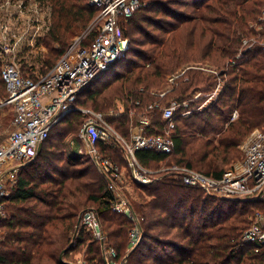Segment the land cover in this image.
<instances>
[{"label":"trees","instance_id":"obj_1","mask_svg":"<svg viewBox=\"0 0 264 264\" xmlns=\"http://www.w3.org/2000/svg\"><path fill=\"white\" fill-rule=\"evenodd\" d=\"M42 1L49 8V19L35 44L46 50L32 63L24 57L19 60L24 76H33L36 64L39 73L52 67L95 14L87 0ZM141 1L143 5L123 26L129 40L125 55L91 81L75 104L100 113L129 139V109L135 116L147 113L154 132L164 122L161 111L146 112L147 105L156 100L162 106L178 102L172 153L139 149L136 158L149 169H156L159 161L174 162L219 178L238 166L243 139L255 128L264 132V51L259 44L264 40V0ZM181 2L190 14L173 10ZM246 38L251 46L242 45ZM237 55L236 64H229ZM194 62L213 66L218 75L190 67L163 97L151 93L166 76ZM218 79L221 89L206 105L201 106L202 96L199 104L191 99L189 91L210 95ZM2 89L5 92L0 75ZM135 100H140L138 106ZM117 102L125 106L124 112L115 110ZM235 109L238 116L232 120ZM185 110L190 113L182 116ZM84 119L78 111L68 113L53 126L34 158L19 169L6 200V217L0 221V264H65L61 258L68 262L78 253L89 264H104L102 244L78 225L85 209L96 212L106 233L104 246L115 249L121 264H264V244L256 247L243 240L254 213L264 204L205 197L199 188L167 173L149 184L135 183L142 198L137 209L141 237L127 250L132 221L113 211L106 180L93 170L88 157L78 153ZM56 135L68 139L45 146ZM99 148L120 166L126 164L119 148L103 143Z\"/></svg>","mask_w":264,"mask_h":264},{"label":"built area","instance_id":"obj_2","mask_svg":"<svg viewBox=\"0 0 264 264\" xmlns=\"http://www.w3.org/2000/svg\"><path fill=\"white\" fill-rule=\"evenodd\" d=\"M87 1L95 9L93 19L71 40L61 57L45 73L35 72L33 76H24L12 58L3 62L0 69L5 88L0 107H8L12 111L8 131L0 130V221L6 217V200L16 185L19 169L34 158L53 126L71 111H78L85 117L79 130L84 148L78 149V152L85 153L106 180L113 197V211L126 215L133 222L127 250L136 246L141 235L138 217L122 193L124 169L128 177L137 184H149L157 178L156 175L167 173L186 186L199 188L205 197L259 200L264 204V132L259 128L253 129L240 143L241 158L238 166L227 170L219 178L166 161H159L158 168L153 170L144 167L135 153L139 149L167 156L172 153L175 127L173 115L180 107L178 102L171 101L162 106L156 100L147 105L146 112L161 111L164 122L163 127L154 132L149 128L150 116L147 113L135 116V110L129 109V139L119 134L100 113L75 104L77 96L91 81L106 73L125 55L129 40L124 35L123 26L143 5L141 0ZM252 43L246 38L242 45L251 46ZM259 44L264 51V40L259 41ZM238 57L239 55L235 59H229L228 63L236 64ZM199 69L218 75V71L212 66L199 65ZM176 76L168 77L171 84ZM170 87L160 91L152 90L151 93L161 98ZM220 89L221 81L218 79L208 98L215 97ZM139 104L140 100L134 101V106ZM182 105L187 106V102ZM115 108L119 112L125 111V106L121 103ZM189 113V110H185L182 116ZM110 114H114L113 109ZM237 116L238 111L235 109L231 113V119ZM99 143L119 148L126 164L120 166L102 153ZM78 225L90 232L93 240L102 244L104 264L122 263L116 259V251L112 246H104L106 233L101 229L93 209L81 212ZM243 240L256 247L264 244V207L254 213L250 226L243 232ZM69 263L89 264L84 259Z\"/></svg>","mask_w":264,"mask_h":264},{"label":"rangeland","instance_id":"obj_3","mask_svg":"<svg viewBox=\"0 0 264 264\" xmlns=\"http://www.w3.org/2000/svg\"><path fill=\"white\" fill-rule=\"evenodd\" d=\"M173 10H179V12L189 10L190 11V12L188 11L189 14L191 13V10L188 9V7H185L182 2L178 4H174ZM142 14H148V13L146 11H142ZM137 17L138 15L136 16V18ZM48 19H49V8L47 4L44 3L42 0H0V51H1L0 52V69L2 67L3 62H5L6 60L10 58L14 59L15 62L20 67L19 60L21 58L24 57L26 58V60L32 63L34 58H36L39 54L43 55L45 53L46 48L42 45L36 46L35 43L38 41L40 37H42ZM80 32H82V30ZM80 32L78 34H80ZM73 38H71V40ZM1 47L3 49L5 48L6 50L2 51ZM188 67L193 68V70L199 71V62L190 63ZM34 69H35L34 72L36 73L40 72L38 71L39 70L38 64H36ZM106 75H109V73H107ZM172 75H177L172 84L168 80L169 76L168 77L166 76L165 81L162 83V85L160 87H155L154 90L160 91L162 89H165L169 86L174 85V83L176 85L178 80L182 77L181 76L182 72H178L177 74L175 73ZM0 93H1L0 94V100H1L5 95L4 89H2ZM188 93L190 94L191 99L197 104H199V97L202 96V98H204V101H202L201 106L206 105L208 102H210L212 99L215 98V97L208 98L209 95H202L198 90L189 91ZM9 111L10 110L8 107H0V122H1L0 130L1 131H8V127L10 125L9 122L11 120ZM54 137L55 138L53 139V141L51 142V140H49L45 146L49 147L53 142H56V140L65 141L68 139L63 136H58V135ZM81 143H82V148H84V142L82 140H81ZM68 152H69V148L67 149L66 153ZM78 153L82 155V157L87 158V155L85 153H81V152H78ZM240 158L241 157H239V159ZM62 161L63 159L60 162L62 163ZM86 163L84 161L83 165H85ZM95 169L96 168H93V170ZM123 173H125V183L123 184V187H122V193L127 203L131 206L132 211L135 213V215H137L139 227L141 231L140 222L142 220V217H141L140 211H138L137 209H138L139 202L142 201V198H140L138 194L139 191H138V188L136 187V184L128 177L125 169L123 170ZM158 175H156L157 178H158ZM124 216L128 218L129 220H131L126 215ZM131 223L133 227V222ZM81 259H84V258L82 254L78 253L74 256V259L68 260V262L76 263L78 260H81ZM84 260L86 261V259Z\"/></svg>","mask_w":264,"mask_h":264},{"label":"crops","instance_id":"obj_4","mask_svg":"<svg viewBox=\"0 0 264 264\" xmlns=\"http://www.w3.org/2000/svg\"><path fill=\"white\" fill-rule=\"evenodd\" d=\"M186 68L188 69V68H190V67H186ZM186 68H184L183 70H179V72H182V74H183L184 71L187 70ZM177 73H178V72H177ZM117 104H118V102H117ZM9 110H10V109H9ZM9 113H10V116L12 117V111H11V110L9 111ZM9 123H10V122H9ZM0 126H1V122H0ZM9 126H10V125H9Z\"/></svg>","mask_w":264,"mask_h":264},{"label":"water","instance_id":"obj_5","mask_svg":"<svg viewBox=\"0 0 264 264\" xmlns=\"http://www.w3.org/2000/svg\"><path fill=\"white\" fill-rule=\"evenodd\" d=\"M60 260H61V262L65 263V264H71V263L63 261L62 258Z\"/></svg>","mask_w":264,"mask_h":264}]
</instances>
